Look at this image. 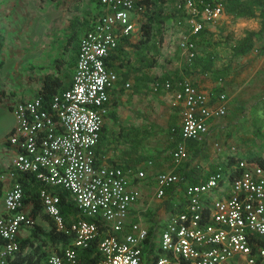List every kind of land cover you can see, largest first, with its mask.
<instances>
[{
    "label": "built area",
    "instance_id": "built-area-1",
    "mask_svg": "<svg viewBox=\"0 0 264 264\" xmlns=\"http://www.w3.org/2000/svg\"><path fill=\"white\" fill-rule=\"evenodd\" d=\"M101 10L79 36L69 85L55 91L43 103L39 95L13 101V124L5 142L15 153L0 179L17 172H31L42 182L38 194L42 211L57 229L72 233L71 242L59 253H49L46 264H146L148 228L128 219L129 208L139 196L130 184L129 169L120 165H96L94 145L107 110L108 94L116 74L105 65L118 37L137 31L134 0H98ZM184 12L186 30L176 45L189 59L194 54L192 38L205 21L222 12L219 0H175ZM253 52H259L256 47ZM264 54V49L260 51ZM172 90L170 105L177 107L183 138L202 141L207 122L226 112L225 94L210 95L188 78H165L152 82V89ZM216 150L221 146L214 142ZM228 150H237L229 145ZM187 156L177 142L171 150L173 164ZM144 170L136 176L144 177ZM173 171L154 173V195L179 181ZM62 186L78 211L66 223L59 212L58 196L48 186ZM21 186L5 187L0 214V264L18 252L17 233L34 222L23 208ZM168 212L158 230L161 252L155 255L153 241L147 264H264V164L236 154L224 168L217 166L204 180L187 183L182 198ZM94 244V245H92ZM94 248L83 258L89 246Z\"/></svg>",
    "mask_w": 264,
    "mask_h": 264
},
{
    "label": "crops",
    "instance_id": "crops-1",
    "mask_svg": "<svg viewBox=\"0 0 264 264\" xmlns=\"http://www.w3.org/2000/svg\"><path fill=\"white\" fill-rule=\"evenodd\" d=\"M54 1L44 0L41 3H29V7H26L25 3H0V66L4 65L2 68L8 70V65H6L8 56L34 54L31 52V49L34 48H30V36L26 32L28 26L24 28L26 24L29 25L32 22L34 16L37 17L38 37L41 36L44 41L42 48L47 45L48 48L52 47L51 50L56 48V41L61 38V33L58 35L51 28L56 27L55 25L62 18H66L68 34L65 37V45L66 51L69 50L67 52L69 59L66 64L61 63V56H65L66 51L63 52L62 48H59V52L56 53V66L53 70H49L54 75H60L61 69L65 70V77H61L60 88L63 89L70 82L79 36L90 25L97 9L96 5L99 3H96L95 0H70L69 3H61L64 4L63 10L62 5L53 3ZM51 7L55 14L47 16V11ZM28 8H32L33 12L28 11ZM28 16L30 20L27 18L25 21L24 17ZM69 21H73L77 26L75 27L77 35L75 40L68 38L69 41L66 42L70 33ZM15 26L25 33L24 38L19 40L17 36L11 37ZM203 27L214 30V32H212V36L204 35L199 38V41L195 43L196 54H203L208 50L217 52L209 67L210 70L200 71L202 68L190 66L189 72L184 73L183 65L188 62V59L185 58L181 50V55L176 60L164 62L161 61V59L163 60L162 55L158 54L154 65L147 68L140 67L142 61L137 59L136 54H141L142 51H138L126 41H122L126 36H129L128 41H133L136 32L118 37V47L105 58V65L114 71L116 79L107 90V110L93 149L94 163L96 165L124 164V166L130 165L132 170H144V177L136 178L131 174L129 178L130 184L138 189L139 196L129 208L128 219L145 224L148 230L152 227L151 241H153L160 225H163L171 203L178 194L176 189H166L162 197H156L153 192V173L159 170L174 172L179 165H182V163L175 165L171 160V150L176 140L171 133V128L179 127L180 121L177 107L170 105L172 90H165L161 87L157 90L152 89V79L158 76H164L163 79L168 78L172 81L178 78H188L210 95V103L217 93L225 94V114L208 120L204 139L198 141L199 144L194 143L192 147L186 146L187 150L191 152L196 150L203 152V141L205 142V140L206 142L209 140H213L212 143L217 142L216 137L219 136V132L225 130L223 125L229 127L228 131L232 130L230 128H234L239 120L246 118L250 111L249 105H254L255 102L262 104L261 100L264 97V54L253 53L249 50L230 58L227 46L217 45L212 49L209 44L212 39L223 40L226 33H230L233 38H236L242 34L243 30L256 31L259 28V20L246 16L233 17L221 12L216 19L205 21ZM226 27L227 32L224 33ZM173 29H170V36H177L179 28L173 27ZM57 36L58 38H55ZM163 39L164 37H162V41ZM263 41L264 30L254 41L253 47H260ZM62 65L65 67L62 68ZM13 67L14 65H12ZM7 76L8 74L4 81L7 82L5 88L8 89L6 91L0 89V172L7 168L16 151L13 146L5 142V136L13 124L10 104L18 99L31 97L41 80L29 95V89L32 87L29 80L23 82L21 79L15 82L13 78L10 80V77L13 76L10 75L8 81ZM60 88L59 90H61ZM8 91L10 94L6 93ZM237 149L240 154L246 151L244 148ZM140 157L141 159L137 160ZM214 161L216 159L207 162V164L211 165ZM187 164L189 168L197 166L198 163L194 161L190 163L188 160ZM28 177L26 176L23 180L28 182ZM34 178L39 184H42L35 176ZM12 180L7 176L0 179V214L3 212L4 189ZM23 208L29 211L31 202L24 203ZM40 212H42L41 209L33 216L35 222H39ZM29 227L21 226L17 236H26ZM23 229H28L25 235L20 234ZM24 250H27V247ZM40 264H46L45 260H41Z\"/></svg>",
    "mask_w": 264,
    "mask_h": 264
},
{
    "label": "trees",
    "instance_id": "trees-1",
    "mask_svg": "<svg viewBox=\"0 0 264 264\" xmlns=\"http://www.w3.org/2000/svg\"><path fill=\"white\" fill-rule=\"evenodd\" d=\"M168 0H134L135 5H139L140 8H135L134 13H137V31L136 36L133 41H128L126 36L122 39V41H126L130 46L138 49V51H142L141 54H136L137 59L142 61L140 67H150L156 62V55L159 54V44L162 41L163 33H164V23L165 20L171 16L174 17H184V12L181 8H177L175 6V0H173L174 7L172 10V14L169 15L165 13L164 6ZM222 4V12L229 14L233 17L235 16H246L253 17L259 20V28L256 31L253 30H243L242 34L236 38H233V35L225 34L224 39L216 38L210 41L211 48L214 49L215 46H227L228 53L230 58H234L237 55L243 54L249 50L253 52V43L259 37V35L264 30V0H219ZM96 3H99L98 0H95ZM97 14L101 8L100 5H96ZM69 29L70 33L67 36L66 42L69 39H76L77 27L73 21H69ZM212 30L206 29L202 27L195 35L192 36L194 39V54L188 59V62H185L182 69L184 73H188V68L198 66L201 70L206 71L210 70L209 67L212 63L213 58L217 55L215 50H208L203 54H196L195 43L199 41V38L204 35L212 36ZM197 38V39H196ZM231 40V42H230ZM230 42V43H229ZM229 43V44H228ZM119 42L117 41L115 49L118 47ZM259 49V52L264 49V41L262 42L260 47H256ZM114 49V50H115ZM113 50V51H114ZM77 51V49H76ZM254 53V52H253ZM63 59H61V62ZM182 66V67H183ZM164 76H158L152 79V82L155 80H161ZM61 76L54 75L50 72L43 73L40 84L35 91L34 94L39 95L42 98L43 103H45L52 93L59 90L61 87ZM179 79V78H178ZM160 88V87H159ZM61 89V88H60ZM158 89V88H157ZM156 89V90H157ZM264 102V97L261 100ZM178 110V108H176ZM171 133L173 137L176 139L174 145L177 142H182L185 146L187 156L180 161L178 164L186 161L188 159V148L192 147V145L199 144L196 139L193 138H183L180 135L179 127L173 126L171 128ZM182 139V140H181ZM184 140V141H183ZM197 149V148H196ZM246 153L242 155L248 156L247 158H252L259 162L260 164H264V161L260 159V157L256 154L255 151H251L250 149L246 150ZM197 152V150L195 151ZM138 158L137 160H140ZM189 160V159H188ZM188 160L182 165H179L174 172L179 175V181L169 185L166 189H176L178 194L176 198L172 201L169 211L173 210L176 206V201L182 198L183 187L187 183H196L204 180L211 172L215 171L217 166H224L234 160V156L230 154H225L214 161L213 164L208 165L206 169L202 168L200 165L187 167ZM177 165V164H176ZM123 169L129 168V178L130 175L133 174V177H137L136 170H132L130 165L124 166V164L120 165ZM154 174V173H153ZM28 177V182L23 179ZM13 181H16L20 184L22 190V204L26 202H31V208L28 213L32 216L35 213L42 211V202L41 198L38 194V189L42 186L39 184L37 180L34 178V174L31 172H17L13 178ZM51 192L55 193L58 196V208L59 212L63 218V221L66 223L73 217H76L78 211L71 199L70 193L63 188L62 186H48L47 187ZM165 192V191H164ZM45 219V226L42 227L40 223L33 222L29 227V231L26 236L18 237L17 241L19 244V250L15 254V256L7 263V264H40L41 260H45L49 253H59L61 249L71 242L72 233L65 232L63 229H57L53 220L47 216L43 211L39 213ZM153 235L152 227L148 230V237L146 238L147 245L144 247V250L147 251L146 254V264L148 263L150 257L154 255L151 252V243L150 238ZM94 245V244H92ZM92 245L87 248L83 258H89V253L94 249ZM27 247V250L24 248Z\"/></svg>",
    "mask_w": 264,
    "mask_h": 264
},
{
    "label": "rangeland",
    "instance_id": "rangeland-1",
    "mask_svg": "<svg viewBox=\"0 0 264 264\" xmlns=\"http://www.w3.org/2000/svg\"><path fill=\"white\" fill-rule=\"evenodd\" d=\"M44 0H0V3H25L26 7H29V3H41ZM49 2L50 0H45ZM54 1V0H53ZM70 0H57L53 3H60L62 5V9L64 8V4L61 3H69ZM24 4V6H25ZM173 0H168L165 3L164 11L165 13L171 15L173 10ZM46 7V6H45ZM28 11L33 12L32 8H28ZM26 10V11H27ZM64 10V9H63ZM64 13V12H63ZM55 11L52 9H49L47 11V16L54 15ZM27 18L30 20V17H24L25 21ZM37 17L34 16L32 18V22L29 23V25H25L24 28L28 26V29L26 32H28L30 36V48L31 52H34V54L25 55V56H8L6 65H8V70H5L0 66V86L4 85L3 88H0L3 91H6L8 88H5V76L8 74V81L10 75H13L10 77V80L13 78V80L16 82V80H23L30 81V87L29 89V95L34 91V89L38 86V82L42 77V74L49 70L54 68L55 63L57 61L56 53L59 52V48H62L63 52L66 51V45H65V37L68 34L67 31V22L66 18H62V20L57 23L55 26L52 27V31L57 32L59 35L61 33L60 40L56 41V48L51 50L52 47H47L46 49L42 48V44L44 43L43 38L41 36L38 37V25H37ZM58 26V27H57ZM15 26L11 37L17 36V38L20 40L25 37V33L21 30H18ZM20 27V25H19ZM164 39L159 44V55H162L164 62H169L170 60H176L181 55L180 49L176 45V38L177 36L172 35L170 36L169 32L170 29L174 30L173 27H178L179 31L186 30V23L184 17H174L171 16L165 20L164 23ZM224 33L227 32V27L224 28ZM178 31V33H179ZM214 32V30H212ZM230 34V33H228ZM229 36V35H228ZM38 37V38H37ZM55 38H58L55 37ZM41 45V46H40ZM50 49V50H49ZM69 51V50H68ZM68 51H66L65 56H61L63 61L61 63L66 64L68 62ZM169 55V56H167ZM167 59V60H166ZM3 60V59H2ZM12 65L14 67L12 68ZM65 66L62 65V68ZM50 73H53L52 71ZM61 77H65V70L61 69L60 73ZM5 75V76H4ZM12 80V81H13ZM13 81V82H14ZM7 94H10V91L6 92ZM19 100V99H18ZM250 111H248L246 118H243L242 120H239L234 128H230L232 130H229V127H225L224 125L222 127L225 128L222 132H219V136L216 137L217 142L221 146L219 152L216 151L215 146L213 145L212 141L209 140L208 142L203 141V152H191L188 151V159L191 161H194L195 163H198L197 165H200L202 168L206 169L208 167L207 162L212 161L213 159H221V157L225 154H230L231 156H236V154H240L238 149L233 150L230 152L228 150L229 145H234L236 148H244L245 150L250 149L251 151H255L256 154L260 157L262 161H264V102L262 104L260 103H254L250 104ZM248 106V107H249ZM247 107V108H248ZM3 121V120H2ZM1 129V125H0ZM215 140V141H216ZM205 145V146H204ZM247 151H244L246 153ZM243 157H248L246 155H242ZM187 159V160H188ZM186 160V161H187ZM183 161L182 163L186 162ZM154 186V185H153ZM40 225L45 226V219L39 215L38 217ZM162 224L160 225L159 229L161 228ZM28 229L21 230L20 234L25 235L27 233ZM158 232V231H157ZM156 232V235L153 238V246H154V253L155 255L161 254V252L158 250L159 246V235Z\"/></svg>",
    "mask_w": 264,
    "mask_h": 264
}]
</instances>
